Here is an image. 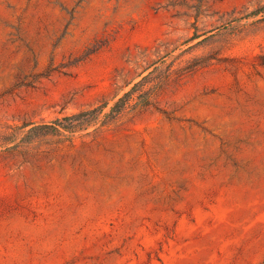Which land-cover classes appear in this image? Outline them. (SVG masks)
Returning <instances> with one entry per match:
<instances>
[{
  "label": "rangeland",
  "instance_id": "rangeland-1",
  "mask_svg": "<svg viewBox=\"0 0 264 264\" xmlns=\"http://www.w3.org/2000/svg\"><path fill=\"white\" fill-rule=\"evenodd\" d=\"M263 7L0 0V264H264Z\"/></svg>",
  "mask_w": 264,
  "mask_h": 264
},
{
  "label": "trees",
  "instance_id": "trees-1",
  "mask_svg": "<svg viewBox=\"0 0 264 264\" xmlns=\"http://www.w3.org/2000/svg\"><path fill=\"white\" fill-rule=\"evenodd\" d=\"M261 9H264L261 8ZM138 86L135 84L133 88L126 92L122 97H120L104 114L108 120L116 118L128 105L130 98L133 95V89ZM107 103H103L99 106H96L92 109L84 110L73 115L65 116L63 118L57 119L52 123L42 124L32 129H42L48 130L51 132H60L61 130L68 133H73L76 130L85 129L93 120H95L107 107Z\"/></svg>",
  "mask_w": 264,
  "mask_h": 264
}]
</instances>
